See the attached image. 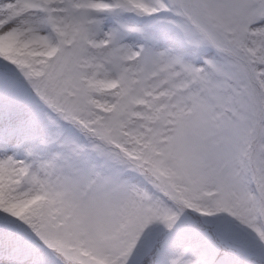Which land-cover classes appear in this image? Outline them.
Here are the masks:
<instances>
[{
  "label": "snow or ice",
  "instance_id": "1",
  "mask_svg": "<svg viewBox=\"0 0 264 264\" xmlns=\"http://www.w3.org/2000/svg\"><path fill=\"white\" fill-rule=\"evenodd\" d=\"M0 264H264V0H0Z\"/></svg>",
  "mask_w": 264,
  "mask_h": 264
}]
</instances>
